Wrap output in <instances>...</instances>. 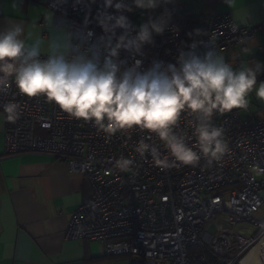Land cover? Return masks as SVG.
Segmentation results:
<instances>
[{"label": "built area", "instance_id": "obj_1", "mask_svg": "<svg viewBox=\"0 0 264 264\" xmlns=\"http://www.w3.org/2000/svg\"><path fill=\"white\" fill-rule=\"evenodd\" d=\"M46 7L62 16L66 26L91 30L93 40L103 35L95 20L103 0H47ZM155 12L156 18L169 14L168 28L145 46L143 56L134 57L143 61L144 68L153 59L175 63L179 51L193 43L199 53L209 42L223 52L264 29V21L239 25L230 12L204 17L184 10L182 0L162 3ZM124 14L131 20L130 13ZM121 58L129 63L134 59L123 50ZM10 100L20 107L19 118L6 121V153L51 154L69 172L83 173L92 183L93 194L71 215L66 238L108 242L109 253L126 254L128 264H190L189 246L195 244L211 249L221 264H238L242 253L264 244V220L254 216L264 203V181L255 176L256 171L264 172V117L241 119L236 109L219 114L213 120L224 129L229 148L219 162L208 164L201 156L195 167L171 159L169 166L158 167L149 153L141 156L135 151L143 139L157 147L162 158L167 156L154 134L148 140L146 130L108 135L90 121L70 117L43 96L19 94L14 85L0 95V111ZM194 127V116L183 114L178 130L190 145L195 144ZM121 157V162L132 160L125 171L115 167ZM218 214L223 220L209 232ZM243 223L256 231L246 235ZM200 258L206 261L205 254Z\"/></svg>", "mask_w": 264, "mask_h": 264}, {"label": "clouds", "instance_id": "obj_2", "mask_svg": "<svg viewBox=\"0 0 264 264\" xmlns=\"http://www.w3.org/2000/svg\"><path fill=\"white\" fill-rule=\"evenodd\" d=\"M168 2L103 0V9L95 17L103 35L96 40L91 30L65 25L45 40L21 22L8 23L0 28V95L14 85L19 94L43 96L70 117L90 121L108 135L146 130L148 140L154 134L167 156L162 158L158 148L143 139L135 151L141 156L149 153L158 167L169 166L170 159L195 167L201 156L208 164L219 162L229 148L224 129L213 118L234 109L247 110L253 93L264 102V81L257 80L264 62L234 66L209 42L203 53L193 43L179 51L175 63L153 59L144 68L143 61L134 57L143 56L154 36L165 32L169 14L150 16L135 26L124 13L134 8L155 10ZM122 50L133 56L132 63L121 58ZM19 107L14 100L8 101L0 118L14 122ZM185 113L194 116L192 145L178 130ZM121 159L115 167L125 171L132 160Z\"/></svg>", "mask_w": 264, "mask_h": 264}, {"label": "crops", "instance_id": "obj_3", "mask_svg": "<svg viewBox=\"0 0 264 264\" xmlns=\"http://www.w3.org/2000/svg\"><path fill=\"white\" fill-rule=\"evenodd\" d=\"M47 0H0V28L21 22L45 40L56 34L65 19L46 7ZM184 10L204 17L230 12L239 25L264 21V0H182ZM156 18L155 10L133 9L135 26ZM264 29L247 40L220 52L234 66L264 62ZM264 81V72L257 77ZM247 110L236 109L241 119L264 117V102L249 97ZM6 121L0 118V264H128L126 254H111L109 243L89 239L66 238L73 212L91 198L93 186L83 173L69 172L67 165L48 153L7 154ZM264 181V172H255ZM264 199V187L261 190ZM264 208V203L259 211ZM258 212V211H257ZM221 218V220H220ZM264 220V213L257 217ZM222 216L210 227L222 222ZM246 235L256 228L241 224ZM250 229V230H249ZM103 245V247H102ZM238 264H264V244L252 247L240 256Z\"/></svg>", "mask_w": 264, "mask_h": 264}, {"label": "trees", "instance_id": "obj_4", "mask_svg": "<svg viewBox=\"0 0 264 264\" xmlns=\"http://www.w3.org/2000/svg\"><path fill=\"white\" fill-rule=\"evenodd\" d=\"M205 254L206 261H201L200 256ZM188 257L190 264H221V260L217 254H215L209 248H203L201 245L195 244L189 246Z\"/></svg>", "mask_w": 264, "mask_h": 264}, {"label": "rangeland", "instance_id": "obj_5", "mask_svg": "<svg viewBox=\"0 0 264 264\" xmlns=\"http://www.w3.org/2000/svg\"><path fill=\"white\" fill-rule=\"evenodd\" d=\"M227 194V197L229 198V194H228V192L226 193ZM264 213V208H262V210L261 211H258V212H255L254 213V216L256 217H260V216H262V214ZM218 215H220V216H223L222 214H218ZM220 220H221V218H220ZM255 228H257V227H255ZM214 231V226L213 227H210L209 228V232H213ZM119 241H115L114 243H118ZM102 243H104V242H102ZM102 247H103V245H102Z\"/></svg>", "mask_w": 264, "mask_h": 264}, {"label": "bare ground", "instance_id": "obj_6", "mask_svg": "<svg viewBox=\"0 0 264 264\" xmlns=\"http://www.w3.org/2000/svg\"><path fill=\"white\" fill-rule=\"evenodd\" d=\"M262 247V244L258 247L259 249Z\"/></svg>", "mask_w": 264, "mask_h": 264}]
</instances>
